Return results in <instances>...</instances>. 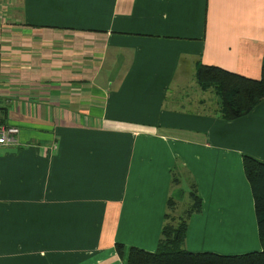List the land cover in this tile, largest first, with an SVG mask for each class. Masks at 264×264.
<instances>
[{
  "label": "crops",
  "instance_id": "obj_1",
  "mask_svg": "<svg viewBox=\"0 0 264 264\" xmlns=\"http://www.w3.org/2000/svg\"><path fill=\"white\" fill-rule=\"evenodd\" d=\"M264 0H0V264H123L200 198L183 246L259 249L241 154L264 98L219 116L199 63L257 78Z\"/></svg>",
  "mask_w": 264,
  "mask_h": 264
},
{
  "label": "trees",
  "instance_id": "obj_2",
  "mask_svg": "<svg viewBox=\"0 0 264 264\" xmlns=\"http://www.w3.org/2000/svg\"><path fill=\"white\" fill-rule=\"evenodd\" d=\"M195 79L201 88H211L217 96L219 116L226 119L247 113L264 98V42L257 78L247 77L213 64L199 63ZM245 178L251 191L259 249L239 253L192 251L183 246L187 217L200 209V198L190 184L189 203L178 214H172L175 201H165L163 221L153 250L116 242L115 250L123 264H264V160L241 154Z\"/></svg>",
  "mask_w": 264,
  "mask_h": 264
},
{
  "label": "built area",
  "instance_id": "obj_3",
  "mask_svg": "<svg viewBox=\"0 0 264 264\" xmlns=\"http://www.w3.org/2000/svg\"><path fill=\"white\" fill-rule=\"evenodd\" d=\"M18 127L0 120V145H9L15 141Z\"/></svg>",
  "mask_w": 264,
  "mask_h": 264
},
{
  "label": "rangeland",
  "instance_id": "obj_4",
  "mask_svg": "<svg viewBox=\"0 0 264 264\" xmlns=\"http://www.w3.org/2000/svg\"><path fill=\"white\" fill-rule=\"evenodd\" d=\"M246 251H248V250H246ZM239 252H244V251H239ZM239 252H231V253H239Z\"/></svg>",
  "mask_w": 264,
  "mask_h": 264
}]
</instances>
